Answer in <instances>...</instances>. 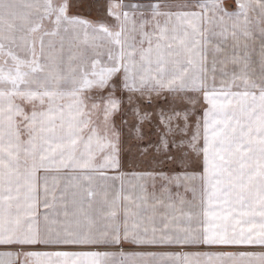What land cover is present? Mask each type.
Here are the masks:
<instances>
[{
    "label": "snow or ice",
    "instance_id": "1",
    "mask_svg": "<svg viewBox=\"0 0 264 264\" xmlns=\"http://www.w3.org/2000/svg\"><path fill=\"white\" fill-rule=\"evenodd\" d=\"M231 7L0 0V249H16L0 264H264V0ZM118 92L138 138L155 121L157 152L181 166L194 153L202 171L139 174L166 183L121 206L109 192L121 179L109 174L120 167L114 118L128 124ZM173 182L192 199L177 203ZM124 244L244 250H96Z\"/></svg>",
    "mask_w": 264,
    "mask_h": 264
},
{
    "label": "crops",
    "instance_id": "2",
    "mask_svg": "<svg viewBox=\"0 0 264 264\" xmlns=\"http://www.w3.org/2000/svg\"><path fill=\"white\" fill-rule=\"evenodd\" d=\"M144 2H148V0H144ZM154 2V0H153ZM162 3H170V4H177V3H188L192 4L195 2V0H161ZM226 3L232 5V7L229 10H235L234 7V0H226ZM176 10V9H173ZM193 10V9H188ZM95 15V14H93ZM90 18H94L90 17ZM258 43V42H257ZM127 94H121L117 93L118 98L123 100V106L125 104V97ZM198 108V116L199 118H202L203 111L200 104L197 105H188ZM120 115L117 114L115 119V125L117 127V130L121 132V152H120V167L118 170L110 171L111 176H121V179L112 180L109 182V192L111 195H115L116 193H119L121 195V206H123L126 202L123 200L124 196H129L133 200L136 199L138 195H140V185H143L145 190L149 195H151L153 192H155L157 195L160 193V186L161 184L166 183L165 181H162L160 177L154 176H141L139 174L147 173V172H163L167 174L168 176H175L177 174H182L184 171H187L189 173L196 172L199 173L202 171V168L197 167V160L195 161L192 155L194 153H190V160L189 162L184 165L181 169H176L177 166H173L172 168L169 167L170 161L164 158L154 157V155L158 156V152L156 148L151 146V153L150 152H144L142 150L143 147H138L136 144L131 146L127 144L126 136H124V127L121 125L119 120ZM118 119V120H117ZM129 145V146H128ZM138 156V157H137ZM145 156V157H142ZM166 163H162V161H165ZM70 179V175H62L60 178V186L57 190V195L61 191L64 190V186L67 184L68 180ZM52 181L51 178L49 179V184L51 185ZM169 191L172 194L173 199L178 203L179 199L183 197L185 200H191L192 199V193L191 191H186L185 186L183 184L177 185L175 182L168 185ZM41 195H42V189H41ZM39 211L41 213L45 212V209L43 206L40 207ZM122 216V212H121ZM42 219V217H41ZM218 248L222 249H232V251H239L244 250L243 248H237V247H227V246H176V245H158V246H136V245H129L124 244L123 246H107V247H99L96 250L99 251H106L111 253L119 254L120 252H123L125 256H130L132 254L138 253V252H153L152 250H161V253H196V252H208V250H215ZM259 251V248L253 249ZM119 251V252H118ZM218 251H210L208 253H217ZM117 260H122L124 257L122 256H115L114 257Z\"/></svg>",
    "mask_w": 264,
    "mask_h": 264
},
{
    "label": "rangeland",
    "instance_id": "3",
    "mask_svg": "<svg viewBox=\"0 0 264 264\" xmlns=\"http://www.w3.org/2000/svg\"><path fill=\"white\" fill-rule=\"evenodd\" d=\"M85 15H87V9H85V12H84ZM94 16V15H93ZM125 104L123 106V109L124 111L127 113L126 115H124L123 119L124 120H127L128 121V124L127 125H123L122 124V120H121V115L119 117V120H120V123L121 125L124 127V136H126V140H127V144L133 146V145H137L138 147H143L142 150L144 152H150L151 153V146L156 148V146L158 145L159 143V139H158V135L156 134V130H155V124L156 122L153 121L152 125H149L147 122L145 123V126L143 128V132H144V136L142 139L138 138L137 137V133H136V130H135V124H136V121L133 119V116L131 114L130 111H128L129 109V105H128V102H127V95L125 97ZM158 105H162V100L161 101H158L156 102V104L153 106L154 108L157 107ZM148 111H153V108H149ZM187 113L189 115V120H190V123H192L194 125L196 119L199 118L198 116V108L195 106H187ZM118 120V119H117ZM190 139V134L189 136L185 137L183 133H177V142H179V139ZM128 145V146H129ZM138 157V156H137ZM142 157H145V156H142ZM154 157H159V158H164V159H167L163 153H158V156L157 155H154ZM192 157L194 158V160L196 161L197 158L194 155H192ZM166 163V160L165 161H162V163ZM172 165L173 166H177L176 169H181L183 166L181 165H178V164H172V163H169V167L172 168ZM3 250H10V251H16V249H0V251H3ZM35 250H47L45 248H43V246H41L40 248L38 249H35ZM153 252H156V253H161V250H152ZM210 251H218V252H222V251H232V249H222V248H218V249H215V250H208V252ZM119 252V251H118ZM234 252V251H232Z\"/></svg>",
    "mask_w": 264,
    "mask_h": 264
}]
</instances>
